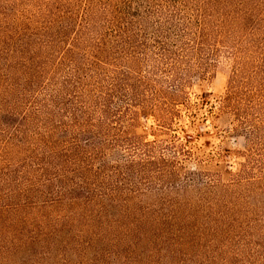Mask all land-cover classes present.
<instances>
[{
    "label": "trees",
    "instance_id": "trees-1",
    "mask_svg": "<svg viewBox=\"0 0 264 264\" xmlns=\"http://www.w3.org/2000/svg\"><path fill=\"white\" fill-rule=\"evenodd\" d=\"M126 4L128 0H120L101 30L92 22L83 45L75 38L55 64V72L60 74L63 68V75L56 96L51 97L53 112L46 127L60 139L53 148H61L54 157L59 171L49 175L42 164L36 170L32 165L31 172L23 168L25 175L20 171L0 175V199L7 200L0 202V254L5 255L6 264H44L50 250L64 243V232L72 229L77 211H82L87 226L107 218L111 207L107 201L115 202L133 170L144 183L155 175L172 185L174 162L157 150L173 148L187 156L186 145L148 142L136 133L137 126L151 118L165 133L186 117L196 134L189 135L179 126L182 136L174 140L190 144L202 133L195 124L197 114L183 116L182 111L208 101L200 95L191 105L189 90L195 78L201 80L221 65L229 69L222 110H230L248 134L247 163L231 180L237 186L244 180L252 184L247 164L256 152L264 194V45L260 49L264 26L255 28L263 12L257 0H134ZM67 33L60 30L62 36ZM111 131L115 136H110ZM114 151H123L126 162L109 166L106 159ZM38 193L40 203L33 197Z\"/></svg>",
    "mask_w": 264,
    "mask_h": 264
},
{
    "label": "rangeland",
    "instance_id": "rangeland-1",
    "mask_svg": "<svg viewBox=\"0 0 264 264\" xmlns=\"http://www.w3.org/2000/svg\"><path fill=\"white\" fill-rule=\"evenodd\" d=\"M119 2L0 0V175L10 171L25 175L23 168L29 170L33 165L36 170L42 164L49 175L59 171L56 166L61 168L60 163L54 157L61 148H53L60 139L46 127L52 118L51 97L56 96L63 75V68L60 74L55 72V64L75 38L83 45L92 22L101 30ZM257 4L263 12L254 24L260 28L264 26L260 21L264 19V0ZM60 30L68 33L62 36ZM228 75V67L221 65L203 79L193 80L190 104L194 105L196 96L204 95L208 105L182 111L183 116L197 114L195 124L202 133L190 144L174 140V136H182L179 126L189 135L196 134L186 117L165 133L151 118L142 119L137 126L136 133L148 142L186 145L187 156L178 155L173 148L157 150L173 160L175 182L170 185L153 175L144 183L132 173L136 170L131 171L129 184L115 202L107 201L111 206L108 217L87 226L82 211H77L71 219L72 229L64 232L65 253L62 243L50 250L44 264H264L260 156L254 152L249 157L252 184L244 180L237 186L236 180H231L247 163L248 145L247 127L240 125L230 110H222ZM115 133L111 131L110 136ZM127 159L123 151H114L106 162L114 166ZM2 190L5 194L3 184ZM33 197L42 202L40 193ZM0 200L7 203L5 198ZM128 234L133 236L126 237ZM0 260L6 264L4 254Z\"/></svg>",
    "mask_w": 264,
    "mask_h": 264
}]
</instances>
